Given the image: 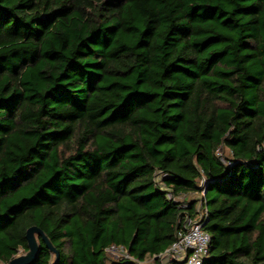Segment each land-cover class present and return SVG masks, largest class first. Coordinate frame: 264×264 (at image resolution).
Instances as JSON below:
<instances>
[{"label": "trees", "instance_id": "obj_1", "mask_svg": "<svg viewBox=\"0 0 264 264\" xmlns=\"http://www.w3.org/2000/svg\"><path fill=\"white\" fill-rule=\"evenodd\" d=\"M263 144L264 0H0V263L144 264L205 178L204 264H264Z\"/></svg>", "mask_w": 264, "mask_h": 264}, {"label": "built area", "instance_id": "obj_2", "mask_svg": "<svg viewBox=\"0 0 264 264\" xmlns=\"http://www.w3.org/2000/svg\"><path fill=\"white\" fill-rule=\"evenodd\" d=\"M259 149H264V144ZM200 189L202 192L199 193L196 216L185 217L182 229L177 234L176 242L166 252L151 259V264L155 262H159V264H204L209 258L212 238L204 229L208 222V209L202 200L207 193V181L205 178L200 182ZM168 197L171 199L172 195L169 194ZM187 197H183L178 201L187 203L189 202ZM188 207V204L182 206L184 209ZM107 252L108 255L116 256L119 260L125 259L138 262L128 254L124 247L112 246ZM148 262L144 264H148Z\"/></svg>", "mask_w": 264, "mask_h": 264}, {"label": "water", "instance_id": "obj_3", "mask_svg": "<svg viewBox=\"0 0 264 264\" xmlns=\"http://www.w3.org/2000/svg\"><path fill=\"white\" fill-rule=\"evenodd\" d=\"M39 238L42 239L47 249L55 255L53 264H59L61 259L60 252L54 247L48 235L37 226L29 228L26 233L29 251L23 255L13 258L9 264H35L38 260L40 251Z\"/></svg>", "mask_w": 264, "mask_h": 264}, {"label": "rangeland", "instance_id": "obj_4", "mask_svg": "<svg viewBox=\"0 0 264 264\" xmlns=\"http://www.w3.org/2000/svg\"><path fill=\"white\" fill-rule=\"evenodd\" d=\"M225 153H228V151L227 152H225ZM199 197H200V195L199 194H193V195H190V196H188L187 197V201H194V200H198L199 199ZM23 254H25L23 251H20V254L19 255H23ZM109 257H110V259H112L113 261L115 260V261H117V260H119V258H117L116 256H113V255H110L109 254ZM152 262H148V264H151Z\"/></svg>", "mask_w": 264, "mask_h": 264}]
</instances>
